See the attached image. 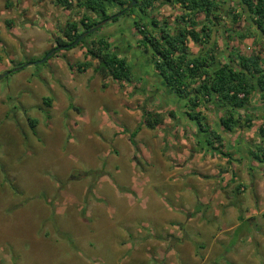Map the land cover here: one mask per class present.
<instances>
[{
	"label": "rangeland",
	"instance_id": "1",
	"mask_svg": "<svg viewBox=\"0 0 264 264\" xmlns=\"http://www.w3.org/2000/svg\"><path fill=\"white\" fill-rule=\"evenodd\" d=\"M218 1L219 51L229 36V48L249 55L253 40L238 35L254 33L251 22L236 1ZM70 6L0 0V75L15 64L23 67L0 78V264H264V175L250 156L263 121L241 130L253 145L241 154L230 142L234 134L221 135L223 112L214 104L200 108L230 158L207 151L204 140L197 143L201 137L184 116L187 110L155 78L151 52L124 50V37L113 31L122 29L125 17L35 64L67 23L81 31L83 15L101 17L75 0ZM181 13L156 0L150 15L171 27ZM234 13L241 17L235 23ZM99 38L127 60L131 83L93 72L97 63L85 57L86 47ZM188 47L199 51L193 43ZM87 62L88 68L77 69ZM251 106L254 117L264 114L257 95ZM174 111L178 120L170 116ZM144 113L159 114L162 124L141 127L132 145L129 134ZM182 202L192 208L187 214L180 213ZM239 242L243 248L228 254Z\"/></svg>",
	"mask_w": 264,
	"mask_h": 264
},
{
	"label": "trees",
	"instance_id": "2",
	"mask_svg": "<svg viewBox=\"0 0 264 264\" xmlns=\"http://www.w3.org/2000/svg\"><path fill=\"white\" fill-rule=\"evenodd\" d=\"M131 1L75 0V5L88 12L100 14L106 19L110 16L108 5L125 8ZM155 1L140 0L136 2L135 7H138L140 12L153 10ZM165 1L182 10L175 18V25L170 27L163 24V27L158 28L155 21L149 25L143 23L144 21L137 24L140 42L151 52L155 78L162 84L166 95L172 97L170 100L174 101L175 105L181 104V107L187 110L184 116L196 128L195 134L201 137L197 143L201 144L204 140L206 146L210 148L207 151L212 150L224 159L230 158L221 150L224 140L218 133L210 130L199 109L216 105L223 112L218 118V124L226 134H231L235 130H250L254 125V119H261L263 124L257 128L259 142L254 147L255 152L250 151V156L251 160L264 165V114L262 113L261 117H254L255 111L251 106L254 95H257L261 105H264V0H234L241 7L245 18L251 22L254 31L238 35L240 40H253L255 49L249 55L240 53L234 47L229 48L231 38L229 36L225 38L227 41H223V50L219 51L218 41L214 37L220 21V15L217 14L218 0ZM70 2L71 0H56L58 5L68 9L71 7ZM201 16L204 18L203 21H198ZM232 18L235 23L241 17L234 13ZM117 20L115 18L111 21L114 23ZM97 23L98 21H92L83 15L79 22L81 31L77 24L67 23L61 31V38L56 39L55 43L61 46L68 45ZM92 35L94 34L84 38L77 46L84 44ZM189 43L199 47V51L195 54L190 52ZM85 57L90 61H96L97 65L93 72L101 78L123 83L133 81V72L127 60L112 54L110 44L105 38L91 41L86 47ZM18 65L15 64L13 68H17ZM89 65V62L83 63L78 65L77 69L85 70ZM9 73H12V69ZM44 102L47 106L50 105L49 99H45ZM170 116L178 120L175 111L170 113ZM162 121L159 114L144 113L139 127L129 134L130 143L134 145L133 138L141 127L152 130L161 125ZM30 125L33 126L32 121ZM239 188L240 186L236 191H239Z\"/></svg>",
	"mask_w": 264,
	"mask_h": 264
},
{
	"label": "flooded vegetation",
	"instance_id": "3",
	"mask_svg": "<svg viewBox=\"0 0 264 264\" xmlns=\"http://www.w3.org/2000/svg\"><path fill=\"white\" fill-rule=\"evenodd\" d=\"M136 2L135 1V4L134 5H129L125 8H119V7H116L117 8V11L113 14H110L109 17L117 14V13H120V12H123L120 17H125V23L122 27V29H116L115 31L113 32H119L120 31V34L121 36L124 37V40H125V44H124V50L127 51V50H131V52L134 54L135 51L137 50H140V49H143V45L142 43L140 42L141 41V38L138 34V31H137V24L141 21H144L143 23H145L146 25L149 23H151L152 21H154V19L151 17V12L152 10H147L146 12H140L139 8L138 7H135L136 5ZM134 7V9H133ZM133 10V11H132ZM146 13V15H144ZM108 17V18H109ZM120 17H118L117 19H119ZM107 19V18H106ZM105 18H102V16L98 19V23L104 21ZM112 22V21H111ZM156 22V21H155ZM97 23V24H98ZM158 24V23H157ZM163 27V23H161L160 25L158 24V28ZM157 29V28H156ZM62 34V32H61ZM135 37H139V41L137 39H135ZM140 42L141 45L138 43ZM55 43V41H54ZM66 46V45H57L56 43L48 50L49 52L52 51V50H56L55 53H58L59 51H65V49H63V47ZM146 48V47H145ZM117 49V48H116ZM147 52H148V49L146 48ZM131 67V66H130ZM135 75L138 77L140 74L139 71H135ZM146 74L143 75V78H146Z\"/></svg>",
	"mask_w": 264,
	"mask_h": 264
},
{
	"label": "crops",
	"instance_id": "4",
	"mask_svg": "<svg viewBox=\"0 0 264 264\" xmlns=\"http://www.w3.org/2000/svg\"><path fill=\"white\" fill-rule=\"evenodd\" d=\"M192 53H194V52H192ZM196 53V52H195ZM194 53V54H195ZM254 123V122H253ZM192 125V124H191ZM192 127H193V129H195V131H196V128L192 125ZM211 130V129H210ZM196 133V132H195ZM234 134V136H232L231 138V140H230V142H236L235 143V145H236V147H238V151H240V153L242 154V152H243V149H244V151H248V149L249 150H253V145L251 144V142H250V140H249V133L247 132V133H244V132H242L241 130H237V131H234L233 133H231L230 134V136L231 135H233ZM221 135L223 136V138H224V136L226 135V133H223L222 131H221ZM220 135V136H221ZM227 138V137H226ZM247 155V154H246ZM224 160V159H223ZM252 161H254V160H252ZM231 162L232 163H234L235 164V160L233 161V160H231ZM241 163V164H240ZM238 165H237V167H239V166H244V164H242V162H240ZM260 166H262V168H263V173H262V175H264V165L263 164H260ZM246 168V167H245ZM246 171H247V175L249 176L250 175V173L252 174V177L254 178V174L252 173V171H249V169H247L246 168ZM250 172V173H249ZM228 175V179L229 180H231L232 179V175H231V173H228L227 174ZM252 180V179H251ZM262 186V185H261ZM240 190H242V188H240ZM260 191L262 190V187H261V189H259ZM241 195V194H240ZM231 198V197H230ZM179 207H181L180 208V213H182V214H187V212H190V210L192 209V208H190V206L189 205H186V204H184V202H182L180 205H179ZM197 208V207H196ZM206 209H207V207H206ZM209 210V209H208ZM217 214H220V212H217ZM236 227H238V224L233 228V233H234V231L237 229ZM222 234V233H221ZM229 241H230V239H228V243H227V245L229 244ZM241 245V246H240ZM239 246V248H243V246H242V242H239V243H237L236 245H233L231 248H229V251H228V254L229 253H231V252H233V250H236L237 249V247ZM259 249V248H258ZM240 252V251H239ZM242 252V251H241Z\"/></svg>",
	"mask_w": 264,
	"mask_h": 264
},
{
	"label": "water",
	"instance_id": "5",
	"mask_svg": "<svg viewBox=\"0 0 264 264\" xmlns=\"http://www.w3.org/2000/svg\"><path fill=\"white\" fill-rule=\"evenodd\" d=\"M134 4H135V1L132 0V1H131V5H134ZM122 13H123V12L117 13V14H115V15H113V16L107 18V19H105L104 21L98 23V24H97L96 26H94L92 29H90V30H88V31H86V32H84V33H82V34H81V35H80V36H79L74 42H72V43H70V44L64 46L63 49L68 50V49H71V48L77 46V45H78V44H79L84 38H86L87 36H89V35H91L92 33L96 32L99 28H101V27H102L104 24H106L107 22H110L111 20L120 17V15H121ZM56 50H57V49L48 52V53H47V54H46V55H45L40 61L36 62L35 64L40 65V64H42V63H45V62L47 61V59H49V58L53 55V53L56 52ZM22 68H23V67L13 68V69H12V72H17V71L21 70ZM8 74H9V71H8V72H5V73L2 74V75H0V78L5 77V76H7Z\"/></svg>",
	"mask_w": 264,
	"mask_h": 264
}]
</instances>
